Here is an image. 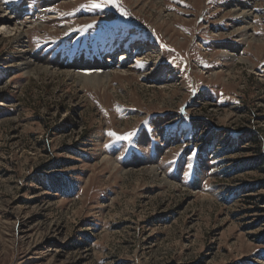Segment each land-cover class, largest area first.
I'll return each mask as SVG.
<instances>
[{
  "label": "rangeland",
  "instance_id": "374dc122",
  "mask_svg": "<svg viewBox=\"0 0 264 264\" xmlns=\"http://www.w3.org/2000/svg\"><path fill=\"white\" fill-rule=\"evenodd\" d=\"M89 3L0 0V264H264V0Z\"/></svg>",
  "mask_w": 264,
  "mask_h": 264
},
{
  "label": "bare ground",
  "instance_id": "6f19581e",
  "mask_svg": "<svg viewBox=\"0 0 264 264\" xmlns=\"http://www.w3.org/2000/svg\"><path fill=\"white\" fill-rule=\"evenodd\" d=\"M136 2H138V1H141V0H135ZM5 13V12H4ZM4 13H0V18L3 20L2 21V23L0 24V30L1 31H3V32H10V31H12V29L14 30V31H16L15 33H17V32H19V31H17L18 30V28H22V24H20L19 25V22L17 21V22H15V20H14V17H5L3 14ZM5 15H6V13H5ZM12 19L14 20V24H16V26H13L14 24L12 23ZM30 24V23H29ZM39 24V23H38ZM13 26V27H12ZM248 27V26H247ZM140 47H142V46H140ZM111 48V46H107V48L106 49H108L109 51V53H113L114 51H113V49H110ZM127 52V51H126ZM126 52H123L124 54L126 53ZM123 53H120V55H122V57L124 58H128V55L126 56V55H124ZM228 54H232V52H230L229 51V53ZM110 56V55H109ZM126 58V59H127ZM111 59V58H110ZM109 59H107L106 60V62L108 61ZM25 64H27V63H25ZM35 64V63H34ZM36 68H38V69H42V68H40L38 65H26V67L24 66L23 67V69H27L28 70V72L29 73H31L32 71H35L36 70ZM103 68L104 69H106V70H104V71H102L100 74H98L99 72L98 71H95L94 72V74H96V76H97V78L96 79H92V80H88V79H84V78H82L81 76V79H80V81H79V83H83V82H87V81H89L90 83H92L91 85L93 86V87H97L99 84H101V83H103L105 80H108L109 78H110V76H111V74H110V72H109V68H108V64H106V65H104L103 66ZM45 70V69H44ZM50 72H52V73H56V72H58V70H53V71H50ZM92 73V72H91ZM27 74V73H26ZM74 75V74H73ZM73 75H70L71 77H73ZM77 76V75H76ZM157 173V172H156ZM155 176H157V175H155Z\"/></svg>",
  "mask_w": 264,
  "mask_h": 264
},
{
  "label": "snow or ice",
  "instance_id": "6c2138e0",
  "mask_svg": "<svg viewBox=\"0 0 264 264\" xmlns=\"http://www.w3.org/2000/svg\"><path fill=\"white\" fill-rule=\"evenodd\" d=\"M114 6L116 7L121 14L127 15L128 13L126 12L125 9L120 5L119 0H90V3L87 5H82V7H91L94 9H103L108 6ZM138 63H143V62H138ZM134 132H129L124 135H117L114 132H110L109 135L115 136L117 140H130L131 137L134 135Z\"/></svg>",
  "mask_w": 264,
  "mask_h": 264
},
{
  "label": "trees",
  "instance_id": "16d2710c",
  "mask_svg": "<svg viewBox=\"0 0 264 264\" xmlns=\"http://www.w3.org/2000/svg\"><path fill=\"white\" fill-rule=\"evenodd\" d=\"M243 138H245V141H250L253 144H256L259 140L257 139V135L254 134V132L252 131H248L246 134L243 135ZM248 139V140H247ZM252 164H255L258 166V168H261L262 166H264V157H262L261 155H259L255 160L250 161ZM50 182V181H49ZM47 187L51 188V189H57L60 187L59 182L54 185L53 182L51 183H47L45 184ZM261 243H264V241H261Z\"/></svg>",
  "mask_w": 264,
  "mask_h": 264
}]
</instances>
